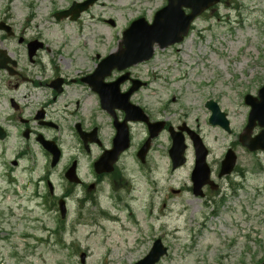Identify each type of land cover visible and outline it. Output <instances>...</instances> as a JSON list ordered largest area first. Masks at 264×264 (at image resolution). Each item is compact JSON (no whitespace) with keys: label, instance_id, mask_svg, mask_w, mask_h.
I'll list each match as a JSON object with an SVG mask.
<instances>
[{"label":"rangeland","instance_id":"obj_1","mask_svg":"<svg viewBox=\"0 0 264 264\" xmlns=\"http://www.w3.org/2000/svg\"><path fill=\"white\" fill-rule=\"evenodd\" d=\"M71 1L83 0H0V21L54 43L51 47L62 48L65 55L74 53L85 69L93 64L90 57L95 53L104 57L116 51L129 23L140 17L150 23L166 4V0H99L77 21L56 22L52 15L68 9ZM108 20L116 26L108 25ZM194 21L181 43L164 51L155 49L152 60L131 67L148 83L134 100L154 116L166 115L171 123L181 121L198 130L210 148L212 165L228 148L234 151L239 171L231 179V192L223 185L225 201L201 203L169 194V189L176 191L187 182L194 160L188 150L187 164L171 172L165 135L153 143L156 185L138 181L125 212L103 201L109 217H96L97 226H75L74 210L63 225L58 214L33 199L32 187H8L0 179V264H80L81 253L89 257L86 264H107L106 257L125 252L118 237L138 232L162 237L170 247L164 264L264 262V153L248 152L238 142L249 112L243 98L256 97L264 84V0H223ZM209 100L226 113L230 133L207 123L210 113L204 105ZM258 132L254 128L252 135ZM141 137L137 129L135 139ZM11 147H5L6 161L12 157ZM58 179L54 176L52 185L60 193L64 185ZM60 227L65 232L55 235ZM59 239L63 248L56 244Z\"/></svg>","mask_w":264,"mask_h":264},{"label":"flooded vegetation","instance_id":"obj_2","mask_svg":"<svg viewBox=\"0 0 264 264\" xmlns=\"http://www.w3.org/2000/svg\"><path fill=\"white\" fill-rule=\"evenodd\" d=\"M2 23L8 30L0 31V168L3 170L0 179L8 186L32 187L33 199L43 209L49 206V212L58 214L63 225L74 210L75 226H97L96 217H109V211L102 207L103 201L118 212L130 209L127 198H131L138 181L156 185L153 143L165 135L171 144L169 127L176 132L184 122L174 124L166 115L154 116L145 105L136 102L134 97L148 83L131 69L108 70L102 80L97 76L90 79L100 61L97 53L90 57L93 64L83 69L74 53L65 55L62 48L51 47L54 43L26 31H16L7 20L2 19ZM141 84V88L132 92L134 85ZM116 99L136 105L150 124L163 122L164 128L157 139L146 145L150 136L147 123L131 121L124 109L119 108L122 103L115 104ZM137 129L142 131L141 140L135 139ZM194 131L200 136L198 130ZM126 140L127 145L122 148ZM8 144L12 146V157L6 161ZM70 145L73 147L69 150ZM116 148L121 152H115ZM169 148L167 161L170 171L176 172L185 164L173 170ZM188 148L194 160V150L190 144ZM222 160L212 165L208 151V168L197 176V186L191 180L190 170L187 182L176 191L169 189V194L174 197L176 192L201 203L225 201L228 195L223 185L231 192L234 189L231 179L237 177L239 169L234 167L227 175L222 174ZM54 176L64 185L60 193L52 185ZM60 206L65 213L63 219L58 212ZM118 239L122 240L125 252L116 258L106 257L107 264H141L156 241L166 246V254L153 259L151 264H164L170 254V247L162 237L152 232ZM83 254L87 259V254ZM110 255L113 254L106 256Z\"/></svg>","mask_w":264,"mask_h":264},{"label":"water","instance_id":"obj_3","mask_svg":"<svg viewBox=\"0 0 264 264\" xmlns=\"http://www.w3.org/2000/svg\"><path fill=\"white\" fill-rule=\"evenodd\" d=\"M96 0H87L82 4L73 3L68 11L61 12L56 15V19L71 17V20H76L79 14L93 5ZM219 0H167V5L154 15L152 25H148L144 19L133 21L129 28L123 32L122 41L118 46V51L110 54L102 61L99 68H116L122 70L132 65L142 63L151 59L153 53V44H157L159 49L163 50L166 47L175 45L182 41V38L187 36V30L194 18L202 12L209 9V7L216 5ZM189 8L191 13L185 15L182 8ZM114 27L112 21L108 22ZM258 100L252 99L247 95L244 100L245 104L250 106V113L248 116V125L245 129V136L241 138V143L250 150L264 149V88L259 91ZM206 108L212 113L209 124L219 125L223 130L229 131L227 120L215 102H208ZM126 113L138 119V109L130 107ZM258 123L263 128L260 135L255 138L249 137L250 130ZM170 157L174 162L173 168L183 163L182 155L184 153L183 138L180 136H173ZM194 147L196 148V164L194 167L193 176L201 167L204 168L205 151L197 139L193 138ZM226 162L232 164L234 158L231 152L227 154Z\"/></svg>","mask_w":264,"mask_h":264}]
</instances>
